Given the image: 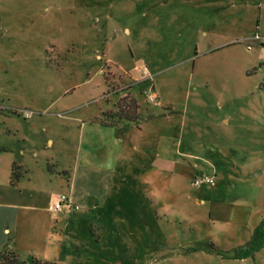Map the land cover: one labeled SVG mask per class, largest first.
Returning a JSON list of instances; mask_svg holds the SVG:
<instances>
[{
  "label": "rangeland",
  "instance_id": "374dc122",
  "mask_svg": "<svg viewBox=\"0 0 264 264\" xmlns=\"http://www.w3.org/2000/svg\"><path fill=\"white\" fill-rule=\"evenodd\" d=\"M0 192L30 264H264V0H0Z\"/></svg>",
  "mask_w": 264,
  "mask_h": 264
},
{
  "label": "crops",
  "instance_id": "0c3cea01",
  "mask_svg": "<svg viewBox=\"0 0 264 264\" xmlns=\"http://www.w3.org/2000/svg\"><path fill=\"white\" fill-rule=\"evenodd\" d=\"M14 162H17V161H13V163ZM18 164L26 167L28 170L30 168L29 167L30 164L25 159H22L20 161V163H18ZM79 168L80 167L78 166L77 167V171H75V177H73V178H72V175H71L70 172H66L68 170H63V173H65V172L68 173L67 174V185L70 187V193L68 195H70V197H71V199H72V201H73L74 204L77 202V199H79V198H77V194H76L77 180H78V176H79ZM54 170L52 169L51 171L53 172ZM23 177H25V176H23ZM30 178L31 177H29V180H30ZM3 198L5 199V202L4 203H3V201H4ZM97 200L99 201V199H97ZM97 204L99 205V203H97ZM4 205H6L7 207H11L13 209H16V210H27V209L30 208V206H28V205H21V204H19L17 202L11 201L9 198H5V195H3L0 192V208L5 207ZM73 209H75L74 206H72L71 208H67V210L69 212L68 211L67 212L66 211H62V213L59 216H53L51 214L53 217L52 216L50 217V220H49L50 223H49L48 227H46V229L44 230V232L42 231V235H43V237L45 239L46 245H48V243H51L52 245H55V247L57 249H59V255H61L62 253H64L63 252L64 249H69L67 246L69 244H71V242L69 243V241H68L69 238H70V234H66L67 232H65V231H66V229L68 230L69 228L70 229L73 228V226H72L73 218H70V217H74V218L76 217L77 218L78 215H79V209L77 211L76 210L73 211ZM70 215H74V216H70ZM12 217L8 218L7 219V222L10 223L11 225H13V230L12 231L15 232V236L13 237L15 240L12 239V240H10V242H7V240H1L2 243L5 244V245L1 246V247H4V248H1V251H3L4 249H6L7 246H9V247H16L15 245H17V238H18L19 234L21 233V229H19V227H18L19 226V224H18L19 223V220L18 219L17 220L16 219L13 220ZM61 223H63V228L60 227V224ZM56 226L58 228H55ZM28 228H30V230H34L33 226L28 227ZM7 232L10 233V228L7 227V226H5L3 233L4 234H7ZM52 238H56V239L58 238V241L55 243V242H53L51 240ZM64 243H65V246H64ZM45 250H46V248H45ZM42 260H46V259H43L42 258ZM60 263L61 264H65V263H62V262H60Z\"/></svg>",
  "mask_w": 264,
  "mask_h": 264
},
{
  "label": "trees",
  "instance_id": "16d2710c",
  "mask_svg": "<svg viewBox=\"0 0 264 264\" xmlns=\"http://www.w3.org/2000/svg\"><path fill=\"white\" fill-rule=\"evenodd\" d=\"M128 96L123 97L118 105L117 111H110L107 116H113V115H120V117L127 116L129 118L135 119L138 114V104L134 97H130V101H128ZM108 123V122H106ZM28 170L24 168V166L18 164L17 162H14L12 164L11 173H10V184L12 186L18 185L20 179L23 177L24 174H26ZM262 234V230L259 228L256 231V234ZM258 234V235H259ZM0 264H30L29 262L23 260L20 255L9 248L4 249L0 252ZM32 264H61L56 261H50V260H42L37 257H33V263Z\"/></svg>",
  "mask_w": 264,
  "mask_h": 264
},
{
  "label": "built area",
  "instance_id": "2783aa9c",
  "mask_svg": "<svg viewBox=\"0 0 264 264\" xmlns=\"http://www.w3.org/2000/svg\"><path fill=\"white\" fill-rule=\"evenodd\" d=\"M151 99L154 100V97H151ZM214 182L213 176L205 175L203 177H195L194 178V184L195 185H201V184H211ZM73 205V201L71 197L67 194H61L53 203L54 209L60 210L63 207L70 208Z\"/></svg>",
  "mask_w": 264,
  "mask_h": 264
}]
</instances>
